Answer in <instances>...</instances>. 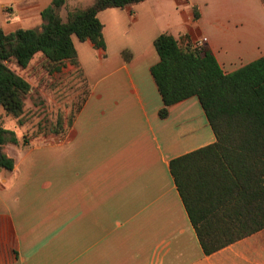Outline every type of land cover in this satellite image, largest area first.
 <instances>
[{
  "label": "crops",
  "instance_id": "1",
  "mask_svg": "<svg viewBox=\"0 0 264 264\" xmlns=\"http://www.w3.org/2000/svg\"><path fill=\"white\" fill-rule=\"evenodd\" d=\"M52 2L0 0V29L40 26ZM98 17L105 48L75 44L87 91L71 126L1 148L14 167L0 168V247L16 240L12 264H264V229L204 254L170 162L217 139L196 97L162 119L151 73L164 33L183 48L205 39L225 74L264 57L260 0H148Z\"/></svg>",
  "mask_w": 264,
  "mask_h": 264
},
{
  "label": "trees",
  "instance_id": "2",
  "mask_svg": "<svg viewBox=\"0 0 264 264\" xmlns=\"http://www.w3.org/2000/svg\"><path fill=\"white\" fill-rule=\"evenodd\" d=\"M145 1L93 0L86 7L68 10L63 18L60 10L66 0H53L41 12L39 28L0 29V107L22 125L33 87L14 67L31 69L40 78L59 73L70 63L81 74L73 38L104 49L99 14ZM194 13L198 19L197 8ZM154 47L159 62L151 73L163 100L160 117L167 118L172 105L196 97L217 139L214 145L170 162L200 245L210 256L264 229V57L225 74L206 45L183 48L164 33ZM73 120L67 123L60 115L53 134L64 135ZM19 143L16 134L0 124V147ZM13 167L14 160L2 154L0 168L12 171ZM0 248L3 264L17 260L15 239Z\"/></svg>",
  "mask_w": 264,
  "mask_h": 264
},
{
  "label": "rangeland",
  "instance_id": "3",
  "mask_svg": "<svg viewBox=\"0 0 264 264\" xmlns=\"http://www.w3.org/2000/svg\"><path fill=\"white\" fill-rule=\"evenodd\" d=\"M260 2L264 11L262 0ZM74 7H82V3H79V0H66L65 7L60 10V15L66 18L68 10ZM16 27L36 29L40 26L27 19ZM12 29L15 30V28ZM73 40L74 44L79 47V40L76 37ZM37 60L38 57L35 62ZM14 68L31 82L33 89L26 102V112L21 119L22 125L17 119L7 115L1 107L0 124L14 132L21 143L24 139L28 143L32 139L53 134V126L60 115L67 120V123L69 119L74 118L87 89L82 73L80 74L73 64L66 63L59 73L40 78L38 75L34 77L31 69L22 71L17 67Z\"/></svg>",
  "mask_w": 264,
  "mask_h": 264
},
{
  "label": "built area",
  "instance_id": "4",
  "mask_svg": "<svg viewBox=\"0 0 264 264\" xmlns=\"http://www.w3.org/2000/svg\"><path fill=\"white\" fill-rule=\"evenodd\" d=\"M205 42H206V40L204 39L202 42L196 43L195 46H202Z\"/></svg>",
  "mask_w": 264,
  "mask_h": 264
},
{
  "label": "water",
  "instance_id": "5",
  "mask_svg": "<svg viewBox=\"0 0 264 264\" xmlns=\"http://www.w3.org/2000/svg\"><path fill=\"white\" fill-rule=\"evenodd\" d=\"M2 157V153H1V147H0V158Z\"/></svg>",
  "mask_w": 264,
  "mask_h": 264
}]
</instances>
